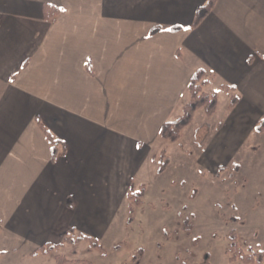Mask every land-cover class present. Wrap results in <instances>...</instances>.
<instances>
[{
	"label": "crops",
	"instance_id": "crops-1",
	"mask_svg": "<svg viewBox=\"0 0 264 264\" xmlns=\"http://www.w3.org/2000/svg\"><path fill=\"white\" fill-rule=\"evenodd\" d=\"M207 2L0 0L5 264L37 256L41 242L58 243L70 228L107 234L122 208L129 220V192L147 191L150 163L165 151L155 152L160 129L184 114L197 70L206 71L207 93L233 97L224 140L214 136L211 153L236 148L256 128L264 117V0H216L194 26ZM47 5L59 8L54 19ZM47 133L59 140L56 159Z\"/></svg>",
	"mask_w": 264,
	"mask_h": 264
},
{
	"label": "rangeland",
	"instance_id": "rangeland-1",
	"mask_svg": "<svg viewBox=\"0 0 264 264\" xmlns=\"http://www.w3.org/2000/svg\"><path fill=\"white\" fill-rule=\"evenodd\" d=\"M218 94L214 116L200 108L179 141L161 138L156 144L155 152H166L150 163L146 178L151 180H143L144 202L139 206L131 201V222H126L128 211L122 208L107 234L99 235L94 225L80 230L98 238L106 254L94 248L91 239L67 242L68 236L80 233L70 228L56 243L60 248L28 255L20 264H258L259 255L264 262V131L255 128L236 148L219 144L220 154L211 153L210 141L222 132L233 99L227 92ZM165 159L169 165L161 173ZM233 231L237 245L230 252ZM239 249L255 262L231 260ZM59 255L69 261L60 263ZM5 262L1 256L0 264Z\"/></svg>",
	"mask_w": 264,
	"mask_h": 264
},
{
	"label": "trees",
	"instance_id": "trees-1",
	"mask_svg": "<svg viewBox=\"0 0 264 264\" xmlns=\"http://www.w3.org/2000/svg\"><path fill=\"white\" fill-rule=\"evenodd\" d=\"M215 2L216 0H208V2L205 5H203L197 10L194 26L198 25L207 16V14L214 7ZM59 12H60L59 8L53 5H47L45 7V15H46V18L48 19H54L55 16ZM208 83H209V79L206 77V71L203 68L197 70L189 83V90L191 93V98L189 102L187 103V105L185 106L184 114L176 120L165 122L160 129V134L164 139L171 140L174 142L179 141L182 136V131L189 124H191L196 111L199 110L200 108H205L207 113L210 115L215 113L217 109V96L215 94L211 95L204 90V87ZM256 129L259 132L264 131V118H262L259 121V123L256 126ZM47 136L49 137L50 141L53 144V148H52L53 159H56L58 155L57 144L59 143V140L54 139L50 133H47ZM168 161L169 160L166 159L164 162H162L161 167H160L161 172L165 170L168 164ZM145 192H146V187L143 186L141 187V191L133 190L129 198L132 202H135V205L140 206L144 202L143 197H144ZM130 211L132 213L134 211V207L132 205H131ZM132 219H133V216H130L129 222H131ZM185 222L188 226H191L188 218L185 219ZM229 237L231 239L229 251L231 252L232 248H234L237 245L235 232L233 231V233ZM66 239H67L66 240L67 242H70L72 244L81 242L84 239H91L93 247L100 249L104 254H106L105 249L101 245L98 238L92 237L83 232H80L77 236H74V234H72L68 236ZM61 246H62L61 244L47 243L45 245L40 246L37 250H35L33 255H37L39 253L50 254L55 249H58ZM239 257L241 258V260L245 261L246 263L255 262L254 260L255 258L253 259L252 256L243 253L240 249H239V254L237 253L234 254L233 256L230 257V259L234 261V260H237ZM256 258L259 260L258 264H264L261 255H259V257L257 256ZM58 260L60 263H65L69 261L67 258H64L63 256H60V255L58 256ZM86 264H90V263H86Z\"/></svg>",
	"mask_w": 264,
	"mask_h": 264
}]
</instances>
